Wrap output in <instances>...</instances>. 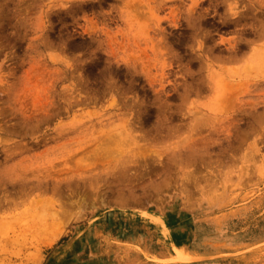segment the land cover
<instances>
[{"label":"rangeland","instance_id":"1","mask_svg":"<svg viewBox=\"0 0 264 264\" xmlns=\"http://www.w3.org/2000/svg\"><path fill=\"white\" fill-rule=\"evenodd\" d=\"M110 209L184 220L150 262L264 264V0H0V264Z\"/></svg>","mask_w":264,"mask_h":264},{"label":"crops","instance_id":"2","mask_svg":"<svg viewBox=\"0 0 264 264\" xmlns=\"http://www.w3.org/2000/svg\"><path fill=\"white\" fill-rule=\"evenodd\" d=\"M142 217L143 215L136 211L110 209L102 212L93 220L94 225H88L82 232L84 235L75 238V245L69 254L74 252L72 256L76 258L77 264H158L150 262L147 256L164 258L171 254L172 244L185 245L184 239L188 236L181 224L184 220L177 214L169 216L166 221L162 219L164 225L157 219V226L149 222V218ZM163 226L169 231V241L159 237L158 231L163 229ZM97 241H100L98 246L101 250L94 253L92 248L97 246ZM108 243L110 249H106ZM88 245L90 251L87 250ZM120 245L135 246L139 249L134 252L125 248L123 252V248L118 247ZM113 246L116 247L113 249Z\"/></svg>","mask_w":264,"mask_h":264},{"label":"bare ground","instance_id":"3","mask_svg":"<svg viewBox=\"0 0 264 264\" xmlns=\"http://www.w3.org/2000/svg\"><path fill=\"white\" fill-rule=\"evenodd\" d=\"M16 167L17 166H10L9 169H10V171H14V170H16ZM34 202H36V199L34 200ZM50 202H56V201L50 200ZM142 215H143V217L145 216V218H149V222L155 221V218L152 215H149L147 213H143ZM161 222L164 224L163 220H161ZM75 238H77V236L73 237L67 244L61 246L60 248H57L56 251L51 256L50 260L46 264H77V260L75 261L76 258L74 259L73 256H72V254L74 252L72 254L71 253L69 254V252H67V254H64L65 256L63 255L64 258H62L61 260H58V259L56 260L57 257L62 256V254L66 251V249L68 247H70V245L73 244V242L75 241ZM181 259L183 260V258H181ZM186 259H189V258L186 257ZM190 259L193 260L192 258H190ZM178 260L175 259V261H178ZM172 261H174V260H172ZM165 262L167 263L169 261L167 260Z\"/></svg>","mask_w":264,"mask_h":264}]
</instances>
